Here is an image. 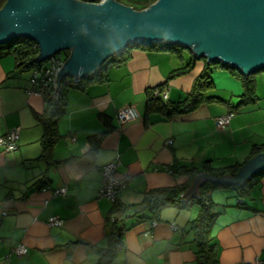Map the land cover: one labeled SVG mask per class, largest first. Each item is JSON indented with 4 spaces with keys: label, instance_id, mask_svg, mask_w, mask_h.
Listing matches in <instances>:
<instances>
[{
    "label": "crops",
    "instance_id": "crops-1",
    "mask_svg": "<svg viewBox=\"0 0 264 264\" xmlns=\"http://www.w3.org/2000/svg\"><path fill=\"white\" fill-rule=\"evenodd\" d=\"M148 1L122 4L140 9ZM188 60L187 53L178 59L168 51L135 49L125 62L106 65L102 82L64 90L58 138L45 157L43 127L35 116L46 106L31 90L32 70L21 71L12 56L0 55V137L18 129L13 152L0 146V264H99L108 249L104 228L113 204L99 196L101 168L107 164L116 163L115 178L125 181L116 201L130 207L151 190L186 191L196 174L220 178L224 175L211 173L242 167L255 156L253 148L264 144V71L253 76L256 103L234 110L224 128H217L215 119L243 94L241 81L227 69L211 74L214 88L207 95L215 101L170 119L146 114L147 90L165 91L168 103L190 92L203 61L168 79ZM125 107L134 108L139 118L120 127L116 115ZM173 167L194 174L173 175ZM238 187L205 180L186 202L201 193L210 201L214 218L208 239L216 264H264V176L246 194ZM61 189L65 193L56 194ZM200 211L192 201L127 212L123 245L110 264H197L192 224ZM52 217L62 226H49ZM20 245L26 253L19 256L14 250Z\"/></svg>",
    "mask_w": 264,
    "mask_h": 264
},
{
    "label": "water",
    "instance_id": "water-1",
    "mask_svg": "<svg viewBox=\"0 0 264 264\" xmlns=\"http://www.w3.org/2000/svg\"><path fill=\"white\" fill-rule=\"evenodd\" d=\"M25 37L36 43L38 63L68 51L56 74L86 78L132 45H172L196 60L221 63L242 76L264 70V0H155L143 10L117 0H6L0 8V45ZM264 170V153L249 159L231 177L196 174L185 201L209 180L242 187Z\"/></svg>",
    "mask_w": 264,
    "mask_h": 264
},
{
    "label": "trees",
    "instance_id": "trees-1",
    "mask_svg": "<svg viewBox=\"0 0 264 264\" xmlns=\"http://www.w3.org/2000/svg\"><path fill=\"white\" fill-rule=\"evenodd\" d=\"M6 0H0V8L3 6ZM155 0L148 1L140 9L134 8L135 10H143L149 5L154 3ZM162 50L168 51L174 54L178 59H182L184 54L188 55V62L183 68L173 71L168 79L178 77L186 74L192 68L194 61L196 59L193 57L189 50H186L179 46L172 45H132L128 47L121 53H118L108 59L103 65L92 75H89L83 79L79 85L63 87L59 94L57 100L53 98L51 90L45 91L43 94V99L45 102V112L43 115L35 116L37 121L43 127V135L41 138L43 155L50 152L49 150L58 138L56 124L58 118L63 114L64 110V90L68 88H78L83 89L88 83L91 82H102V74L105 71V66L109 64H121L128 60L129 53L131 50ZM39 54V49L36 43L25 37H19L10 40L9 42L0 45V55H10L14 58L17 68L21 71H33L43 66L45 62L38 63L36 58ZM67 54L65 53L64 56ZM199 60L203 61L204 67L201 74L195 79L190 92L186 95L184 99L176 103H168L161 100L160 98H153L151 94V89L146 91V114L158 113L165 117L166 119L173 118L175 116L186 115L195 111L199 106L207 103L213 102L216 99L208 97V93L213 90L214 86L211 81V74L215 69H227L232 74H234L242 83L243 94L240 96L238 103L231 108L230 111L238 110L241 106L254 104L257 101V96L255 94V82L253 76L258 73H253L247 77L242 76L237 70L229 68L221 63H207L204 58ZM264 71V70H261ZM259 71V72H261ZM235 113V112H234ZM264 152V144L253 148L251 152V157ZM241 165H235L233 167H228L224 169L216 170V172L211 173L213 176H223L225 174L235 175ZM173 175L176 174H188L193 175V172L183 170L181 168L173 167ZM264 176V170L255 174L252 179L242 187H238L242 194H246L250 187L258 182V180ZM185 187H173V188H160L147 192L144 195L143 200L138 205L126 207L115 201L112 204L110 214L107 218L105 224L104 232L105 237L108 241V249L102 253V258L99 264H110L111 259L118 249L123 245V228L122 221L126 213L133 211L136 213H141L155 207H160L166 204H185L196 201L201 206V211L198 218L193 222L192 229L194 230L195 241H196V261L197 264H216L214 246L210 244L208 239L209 227L212 224L214 215L209 212L210 201L204 194L201 193L198 197L186 202L183 197V192Z\"/></svg>",
    "mask_w": 264,
    "mask_h": 264
},
{
    "label": "built area",
    "instance_id": "built-area-1",
    "mask_svg": "<svg viewBox=\"0 0 264 264\" xmlns=\"http://www.w3.org/2000/svg\"><path fill=\"white\" fill-rule=\"evenodd\" d=\"M81 2H89V3H102L105 0H77ZM67 54L64 56V54ZM69 52L62 51L51 57H49L42 67L35 69L32 71V77L30 80L32 91L36 92L43 96L45 91L51 90L53 98L55 100L58 99L61 89L63 87L76 86L79 85L83 80L82 78L75 77H66L61 80L60 84L57 86V89L54 93L55 85H56V74L58 70L62 67V64L68 58ZM88 77V76H87ZM85 79V78H84ZM151 94L153 98H160L161 100H166V92L163 90H159L157 88L151 89ZM235 113L232 111L227 112L226 114L219 116L215 119V125L217 128L226 127L233 117ZM139 118L138 113L132 107H125L118 110L116 115V120L121 127L122 125L136 120ZM18 140V129H13L9 131L5 136L0 137V146L4 148L6 152H13L16 149V143ZM170 143V141L168 142ZM116 163H110L101 168V176H102V186L99 190V196L106 198L110 202L114 203L117 199V195L120 190L125 187V181L118 180L115 178V169ZM64 194L65 190L61 189L56 192V194ZM49 226H62V220L58 218H49L48 219ZM156 222L153 221L151 223V228L156 226ZM174 229V228H173ZM14 252L17 255H24L26 253V249L23 246H18L15 248ZM255 264H263L262 262L256 260Z\"/></svg>",
    "mask_w": 264,
    "mask_h": 264
},
{
    "label": "rangeland",
    "instance_id": "rangeland-1",
    "mask_svg": "<svg viewBox=\"0 0 264 264\" xmlns=\"http://www.w3.org/2000/svg\"><path fill=\"white\" fill-rule=\"evenodd\" d=\"M118 2H120V3H124L125 2V0H118ZM134 7H140V6H134Z\"/></svg>",
    "mask_w": 264,
    "mask_h": 264
},
{
    "label": "clouds",
    "instance_id": "clouds-1",
    "mask_svg": "<svg viewBox=\"0 0 264 264\" xmlns=\"http://www.w3.org/2000/svg\"><path fill=\"white\" fill-rule=\"evenodd\" d=\"M118 1V0H117Z\"/></svg>",
    "mask_w": 264,
    "mask_h": 264
}]
</instances>
